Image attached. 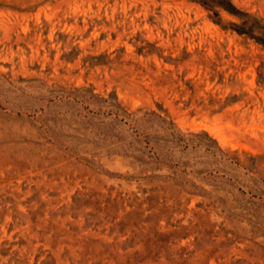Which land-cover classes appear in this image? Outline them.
<instances>
[{
	"label": "rangeland",
	"instance_id": "1",
	"mask_svg": "<svg viewBox=\"0 0 264 264\" xmlns=\"http://www.w3.org/2000/svg\"><path fill=\"white\" fill-rule=\"evenodd\" d=\"M204 1L0 0V264H264V0Z\"/></svg>",
	"mask_w": 264,
	"mask_h": 264
},
{
	"label": "trees",
	"instance_id": "2",
	"mask_svg": "<svg viewBox=\"0 0 264 264\" xmlns=\"http://www.w3.org/2000/svg\"><path fill=\"white\" fill-rule=\"evenodd\" d=\"M198 2H201L202 4H204V5H206V4H208V3H206L204 0H198ZM208 2H210V3H214V4H216V5H218V6H222V7H224V9L226 10V11H228V12H230V13H232V14H238L236 11H235V9L234 8H232V7H229L230 6V4L229 5H226V4H228V2H226V1H223V0H216V1H214V0H208ZM209 5V4H208ZM245 26V25H244ZM252 30V28L250 27V31ZM238 32H244V33H247V32H245L244 30H238ZM249 32V31H248ZM262 36H264V32H263V35ZM258 42H260L263 46H264V38H255Z\"/></svg>",
	"mask_w": 264,
	"mask_h": 264
}]
</instances>
